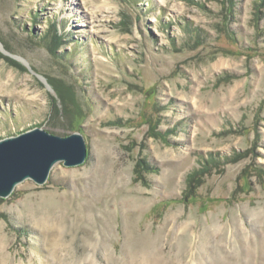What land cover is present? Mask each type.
<instances>
[{
  "label": "rangeland",
  "instance_id": "rangeland-1",
  "mask_svg": "<svg viewBox=\"0 0 264 264\" xmlns=\"http://www.w3.org/2000/svg\"><path fill=\"white\" fill-rule=\"evenodd\" d=\"M33 128L87 155L0 199V264H264V0H0Z\"/></svg>",
  "mask_w": 264,
  "mask_h": 264
},
{
  "label": "water",
  "instance_id": "water-1",
  "mask_svg": "<svg viewBox=\"0 0 264 264\" xmlns=\"http://www.w3.org/2000/svg\"><path fill=\"white\" fill-rule=\"evenodd\" d=\"M87 155L84 138L79 133L66 137L33 128L0 140V199L8 198L24 181L44 185L53 167L62 163L77 167Z\"/></svg>",
  "mask_w": 264,
  "mask_h": 264
},
{
  "label": "trees",
  "instance_id": "trees-1",
  "mask_svg": "<svg viewBox=\"0 0 264 264\" xmlns=\"http://www.w3.org/2000/svg\"><path fill=\"white\" fill-rule=\"evenodd\" d=\"M58 93H59V97H60L62 100H64V99H63V95H62V93L59 92V91H58Z\"/></svg>",
  "mask_w": 264,
  "mask_h": 264
}]
</instances>
